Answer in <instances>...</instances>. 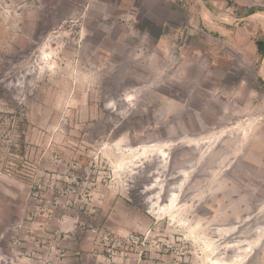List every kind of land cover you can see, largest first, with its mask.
Instances as JSON below:
<instances>
[{
	"label": "rangeland",
	"instance_id": "374dc122",
	"mask_svg": "<svg viewBox=\"0 0 264 264\" xmlns=\"http://www.w3.org/2000/svg\"><path fill=\"white\" fill-rule=\"evenodd\" d=\"M263 19L0 0V264H264Z\"/></svg>",
	"mask_w": 264,
	"mask_h": 264
},
{
	"label": "trees",
	"instance_id": "16d2710c",
	"mask_svg": "<svg viewBox=\"0 0 264 264\" xmlns=\"http://www.w3.org/2000/svg\"><path fill=\"white\" fill-rule=\"evenodd\" d=\"M252 12L253 11H250L248 14H250ZM255 44H256L257 53L262 58L264 56V40L257 39Z\"/></svg>",
	"mask_w": 264,
	"mask_h": 264
},
{
	"label": "bare ground",
	"instance_id": "6f19581e",
	"mask_svg": "<svg viewBox=\"0 0 264 264\" xmlns=\"http://www.w3.org/2000/svg\"><path fill=\"white\" fill-rule=\"evenodd\" d=\"M263 20H264V19H263ZM263 25H264V24H263ZM144 151H145V148H144ZM141 153H143V152H141ZM121 161H122V160H121ZM125 162H126V161H125ZM117 164H119V163H117ZM117 164H116V165H117ZM121 164H123V163L120 162V164L118 165V167H122ZM123 165H124V164H123ZM172 195H173V194H172ZM172 195H171V196H172ZM173 197H174V195H173ZM173 197H172V200H173ZM175 197H176V196H175ZM170 199H171V198H170ZM170 199H169V201H170ZM169 201H168V202H169ZM174 201H175V200H174ZM171 202H172V201H171ZM173 203H174V202H172V204H173ZM172 204H171V205H172ZM171 205H170V206H171ZM169 208H170V207H169ZM166 209H167V208H166ZM203 243H204V241H203ZM205 245H206V246H209V242H208L207 244L205 243ZM206 248H207V247H206ZM211 248H212V247H211ZM211 248H210V249H211ZM211 252L213 253V251H211ZM209 253H210V252H209ZM210 254H211V253H210ZM242 260H243V259H242ZM240 261H241V260H240ZM212 263H213V264H221V261H219V260H213Z\"/></svg>",
	"mask_w": 264,
	"mask_h": 264
}]
</instances>
